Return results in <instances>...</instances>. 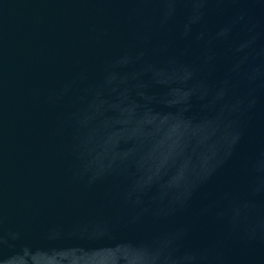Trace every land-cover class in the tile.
<instances>
[{
  "label": "water",
  "instance_id": "95a60500",
  "mask_svg": "<svg viewBox=\"0 0 264 264\" xmlns=\"http://www.w3.org/2000/svg\"><path fill=\"white\" fill-rule=\"evenodd\" d=\"M0 264H264V0H0Z\"/></svg>",
  "mask_w": 264,
  "mask_h": 264
}]
</instances>
